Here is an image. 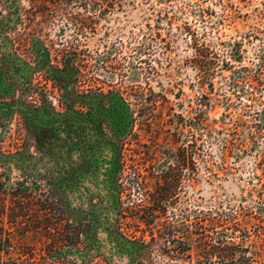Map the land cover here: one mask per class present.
Wrapping results in <instances>:
<instances>
[{
	"label": "rangeland",
	"instance_id": "374dc122",
	"mask_svg": "<svg viewBox=\"0 0 264 264\" xmlns=\"http://www.w3.org/2000/svg\"><path fill=\"white\" fill-rule=\"evenodd\" d=\"M31 1L0 0V67L12 68L19 79L25 60L39 71L51 58L62 59L61 52L75 51L85 57L98 87L121 91L132 105V112L111 111L104 123L109 130L112 121L118 137L132 132L125 150L129 170L122 176L114 166L121 148L91 131L88 146L58 148L56 163L48 159L47 167L28 161L8 166L9 189L26 170L30 187L53 170L62 195L90 222L83 256L71 253L69 259L180 262L163 251L176 249L175 239L191 245L194 262L207 244L218 241L249 248V257L260 250L264 137L257 132L264 127V0H63V14L54 8L40 12ZM27 10L33 12L31 22ZM74 17L80 18L81 31ZM50 100L58 104L57 96ZM13 116L0 127L6 150L21 145L26 135ZM28 142L26 149L35 153ZM164 175L179 176L176 194L150 227L127 214L120 224L127 241L118 232L116 177L131 189L125 203L137 210L150 205L146 192L155 193Z\"/></svg>",
	"mask_w": 264,
	"mask_h": 264
},
{
	"label": "trees",
	"instance_id": "16d2710c",
	"mask_svg": "<svg viewBox=\"0 0 264 264\" xmlns=\"http://www.w3.org/2000/svg\"><path fill=\"white\" fill-rule=\"evenodd\" d=\"M31 2L34 9H40V12H51L54 8L58 14H63V0ZM32 13L30 10L25 13V19L29 22ZM73 20L76 29L81 31L80 18L74 17ZM28 29L27 24L25 31ZM60 54L62 59L54 57L49 60V64L38 65L39 71L25 60L19 79L12 74V68L0 67V85H4L0 89V127L4 129L10 115L14 114L26 133L25 138L20 139L23 141L21 145L15 149L6 150L3 139L0 140V264H78L77 259L70 260L68 255L78 253L80 257L83 256V241L90 226V222L77 215L75 208L62 195L53 170H47L45 176L39 175L40 181H35L32 187L27 185L31 173L26 170L17 187L9 189L8 166L11 163L25 164L28 161L35 162V165L44 163L47 167L48 159L56 163L55 152L58 148L68 150L72 146L82 149L88 146L85 138L87 131H91L98 138L107 139L121 148V152L114 153L115 174L120 171L122 176L129 170L125 150L126 141L132 132L126 137H118L119 130L113 127V122L108 120L110 127L107 130L105 121L110 118L111 111H117L120 107L132 112V105L121 91L113 89L105 92L97 86L99 80L89 75L90 68L86 65L85 57L81 58L82 54L69 50ZM56 96L58 104L54 105L50 99ZM260 128L258 136L264 137V127ZM30 140L36 149L35 153L26 149ZM69 168L75 170L70 165ZM130 169L133 170L132 167ZM135 174L138 189L145 190L141 175L138 172ZM179 180V176H162L156 192H146L150 205H141L135 210L123 199L125 196L130 197L131 189L123 186V182H119L116 177L113 184L119 191L115 203L120 207L119 235L130 242L129 236L122 233L120 226L127 214L149 227L159 219L166 211L167 201L176 194ZM32 238L35 242L25 241ZM153 242L158 241L153 237ZM173 242L176 249L165 247L163 251L174 253V257L181 258L182 262L169 264H264V242L260 250L251 253V257L248 255L250 249L240 245L226 241L207 244L195 262L190 254L192 249L189 243L180 239ZM132 264L144 263L133 261Z\"/></svg>",
	"mask_w": 264,
	"mask_h": 264
}]
</instances>
